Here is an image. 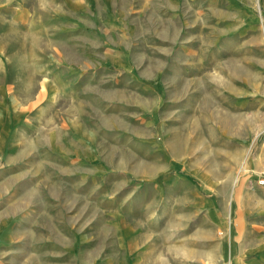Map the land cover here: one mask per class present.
<instances>
[{"label": "rangeland", "instance_id": "obj_1", "mask_svg": "<svg viewBox=\"0 0 264 264\" xmlns=\"http://www.w3.org/2000/svg\"><path fill=\"white\" fill-rule=\"evenodd\" d=\"M52 1L0 0V27H13L8 41L0 35V181L17 190L43 182L45 197L51 183L57 197H70L58 247L45 246L38 260L29 253V264H237L235 253L259 256L264 0H172L185 9L182 36L197 41H109L92 61L66 27L57 35L42 26ZM151 1L160 4L120 3ZM59 4L68 9V0ZM138 72L155 77L141 78L147 89L137 94ZM20 98L26 110L12 115ZM7 253L4 264L24 263Z\"/></svg>", "mask_w": 264, "mask_h": 264}, {"label": "crops", "instance_id": "obj_2", "mask_svg": "<svg viewBox=\"0 0 264 264\" xmlns=\"http://www.w3.org/2000/svg\"><path fill=\"white\" fill-rule=\"evenodd\" d=\"M121 0H68V9L61 10L59 0L52 1L50 16L43 27L56 30L59 35L60 30L66 27L68 41H85L81 55L85 60L92 61L104 56V51L109 41H197L198 38L182 36L185 33L181 27L179 14H184V10L179 5L172 6V0H160V4L155 6L153 1L150 4L124 7ZM156 0H154L155 2ZM43 5V9L46 8ZM183 23V20H182ZM183 26V25H182ZM11 25L4 22L0 27V35L4 41H8L12 32ZM79 35L77 37L76 35ZM89 45V48L86 45ZM95 49L96 52H90ZM103 50V52H101ZM93 53H96L93 55ZM55 74V73H54ZM67 74V73H65ZM67 74L66 80H62L64 87H71L70 76ZM135 78L134 75L131 76ZM137 80L132 93H139L141 87L146 88L145 80L153 81L155 74L147 73L140 75L137 73ZM58 75L54 76V83ZM141 78L145 80L141 81ZM86 83V82H85ZM147 89V88H146ZM68 91V89H67ZM28 99L20 98L11 111L12 115H22L26 110ZM21 108V109H20ZM25 108V109H24ZM19 131V130H18ZM20 134H22L20 132ZM18 136L19 135L18 133ZM23 136V135H22ZM24 141V140H21ZM13 170V175H22V168L7 167ZM19 170V171H16ZM14 181L18 177H11ZM22 181V179L20 178ZM15 182L0 181V264L8 260L7 251H11V258L14 260L19 255V262L29 264L28 254H44V247L55 241L58 247V238L63 229L61 216L63 209L69 201V196H63L54 192L51 183L46 184L48 197H45L43 182L36 187L28 188L26 181L20 182L22 187L16 189ZM58 182L56 186H60ZM68 186V185H67ZM65 187V186H64ZM55 190V189H54ZM66 237V236H63ZM17 245V246H16ZM255 247H251L254 250ZM246 251V250H244ZM49 253H59L58 250H48ZM259 256L248 258L246 252L235 253L234 258L237 264H264V250L258 251ZM34 257H32V260ZM31 260V261H32ZM36 261H33L34 263ZM20 264V263H19Z\"/></svg>", "mask_w": 264, "mask_h": 264}, {"label": "bare ground", "instance_id": "obj_3", "mask_svg": "<svg viewBox=\"0 0 264 264\" xmlns=\"http://www.w3.org/2000/svg\"><path fill=\"white\" fill-rule=\"evenodd\" d=\"M37 41H38V40H37ZM56 45H57V44H56ZM17 59H18V58H17ZM1 68H2V67H1ZM1 68H0V69H1ZM34 75H35V74H34ZM34 78H36V77L33 76V79H34ZM0 79H1V77H0ZM3 79L5 80V78H3ZM37 80L39 81V79H37ZM0 81H2V80H0ZM32 81H33V80H32ZM38 81H37V82H38ZM30 85H32V84H30ZM28 87H30V86H27V89H28ZM31 88H32V87H31ZM30 92H31V91H30ZM21 93H22V92H21ZM33 93H34V92H33ZM20 109H21V108H20ZM24 109H25V108H24Z\"/></svg>", "mask_w": 264, "mask_h": 264}, {"label": "built area", "instance_id": "obj_4", "mask_svg": "<svg viewBox=\"0 0 264 264\" xmlns=\"http://www.w3.org/2000/svg\"><path fill=\"white\" fill-rule=\"evenodd\" d=\"M263 182H264V171H263L262 178H260V183H263Z\"/></svg>", "mask_w": 264, "mask_h": 264}]
</instances>
